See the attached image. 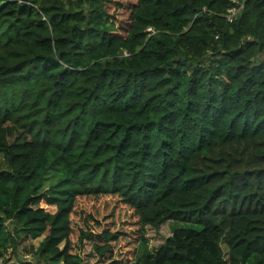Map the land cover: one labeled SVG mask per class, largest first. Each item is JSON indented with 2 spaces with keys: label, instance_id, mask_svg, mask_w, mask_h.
Instances as JSON below:
<instances>
[{
  "label": "trees",
  "instance_id": "trees-1",
  "mask_svg": "<svg viewBox=\"0 0 264 264\" xmlns=\"http://www.w3.org/2000/svg\"><path fill=\"white\" fill-rule=\"evenodd\" d=\"M6 223L43 264H264V0H0V260Z\"/></svg>",
  "mask_w": 264,
  "mask_h": 264
},
{
  "label": "rangeland",
  "instance_id": "rangeland-1",
  "mask_svg": "<svg viewBox=\"0 0 264 264\" xmlns=\"http://www.w3.org/2000/svg\"><path fill=\"white\" fill-rule=\"evenodd\" d=\"M262 57V56H261ZM184 224L177 222H169L160 226L157 230L146 228L145 230V240L146 244H138L136 251V259H139L145 253L150 255L155 254L157 249L165 242V240L170 237L172 231L175 228L182 227ZM6 231L17 241V250L12 248L3 255L0 260V264H20L21 262H28L30 264H43L37 260L35 256V250L41 239L31 240L24 238L20 234L15 233V225L11 223H6Z\"/></svg>",
  "mask_w": 264,
  "mask_h": 264
},
{
  "label": "built area",
  "instance_id": "built-area-1",
  "mask_svg": "<svg viewBox=\"0 0 264 264\" xmlns=\"http://www.w3.org/2000/svg\"><path fill=\"white\" fill-rule=\"evenodd\" d=\"M237 12H238V9H236V8H231V9L227 10L226 15H225L226 20L229 23H231ZM150 30L151 29H148V31H150Z\"/></svg>",
  "mask_w": 264,
  "mask_h": 264
}]
</instances>
